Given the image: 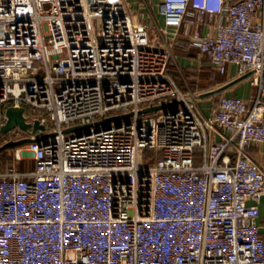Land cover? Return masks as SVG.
<instances>
[{"label": "built area", "instance_id": "2783aa9c", "mask_svg": "<svg viewBox=\"0 0 264 264\" xmlns=\"http://www.w3.org/2000/svg\"><path fill=\"white\" fill-rule=\"evenodd\" d=\"M158 13L0 0V145L44 134L24 144L31 169L0 172V264H264V170L246 152L264 141V0H160ZM181 44L218 73L253 71V98L221 94L205 114L169 68ZM9 105L45 130L6 137ZM218 129L230 135L212 141Z\"/></svg>", "mask_w": 264, "mask_h": 264}, {"label": "crops", "instance_id": "0c3cea01", "mask_svg": "<svg viewBox=\"0 0 264 264\" xmlns=\"http://www.w3.org/2000/svg\"><path fill=\"white\" fill-rule=\"evenodd\" d=\"M133 15V17L139 22H148L153 24L155 20L162 21L160 14L158 13V3L160 0H123ZM180 41L185 42L186 37L183 35L179 36ZM173 53L175 57V61H173L175 65V72L177 74L187 73L189 71L199 70L200 65V54L197 48L190 47L186 44L181 45H173ZM184 71V72H183ZM221 74V73H220ZM222 77L219 81H215L214 88L227 83L238 76L231 66H229L228 71L224 74H221ZM181 86V85H180ZM183 87V86H181ZM212 87V88H213ZM213 88V89H214ZM212 90L211 88H209ZM209 89H200L198 92L200 94V106L203 112L207 115H210L217 104L218 98L221 94H236L251 100L254 94L257 91V88L251 84L249 78L242 79L237 83L233 84L231 87L227 88L223 92L205 95L201 94L205 91H209ZM209 138L212 141H217L222 139L224 136H229L230 132L223 129H218L217 131H209ZM246 152L249 156H251L264 170V141L262 142H252L250 145L246 147ZM227 153L234 159L235 146L232 144L229 146ZM260 213L258 216V223L260 225L261 233H264V197L261 199L259 203Z\"/></svg>", "mask_w": 264, "mask_h": 264}, {"label": "water", "instance_id": "95a60500", "mask_svg": "<svg viewBox=\"0 0 264 264\" xmlns=\"http://www.w3.org/2000/svg\"><path fill=\"white\" fill-rule=\"evenodd\" d=\"M252 72L253 71H249L243 75H240L237 78H235V79H233L227 83H224V84H222V85H220V86H218L212 90H209V91L202 93L201 95L205 96V95H212V94H217V93L223 92L224 90L231 87L233 84L237 83L238 81L249 77L252 74ZM177 102H178V100H173V101L166 102L163 104L152 105V106L145 107V108L141 109L140 112H142V113L150 112V111L156 110V109L161 108V107H166L170 104H175ZM25 110H26L25 106H22V105L21 106H16V105L7 106L5 109L7 120H6L5 124L3 125L2 131L4 133H7L15 127H19L23 130H26L27 132H37L38 130H45L46 125L43 123H40V120L38 118H33L32 121H29L27 115L25 114ZM130 115H131V112L106 116V117H103L101 119L96 120L94 123L76 124V125L66 127V128H64V132L79 131V130L85 129V128L93 125V124H105L109 121L128 117ZM43 135L44 134H41V135H38L35 137L27 136V137L17 139V140H9V141L3 143L2 145H0V150L5 149L7 147H15V146L24 145L25 143L30 142V141L39 140L43 137Z\"/></svg>", "mask_w": 264, "mask_h": 264}, {"label": "rangeland", "instance_id": "374dc122", "mask_svg": "<svg viewBox=\"0 0 264 264\" xmlns=\"http://www.w3.org/2000/svg\"><path fill=\"white\" fill-rule=\"evenodd\" d=\"M93 24H94L95 31H97V29H98L97 19L94 20ZM13 52H14V50H7L3 53V55L9 56ZM17 56L22 57L23 54L18 53ZM20 58L16 57L17 62H18V59H20ZM199 59H200L199 70H195V71L193 70V71H189L187 73H185L183 71L184 73H182V74L173 73L175 75L178 83L181 86H183L184 89L188 88V89L197 90V91H199L200 89H209V88L213 89L214 88L213 85H215V81H217L218 79H220L222 77V75L220 73L215 71L207 63L205 57L200 55ZM172 63H174V62L172 61L171 64ZM201 70H205V71H208L210 73L213 72L215 74L208 81L203 82V83H206L207 87H206V85L204 87H202L203 85H200L201 84V77L200 76L203 73ZM5 136L7 137L10 135H9V133H6ZM146 151H147L146 153H149V150H146ZM17 154H19L21 157L18 158ZM27 161H31V157H30V153L24 148V145L15 146V147H7L5 149H2V151H0V172H4L6 170H10L13 168L19 169V166L21 164H23V162L26 163Z\"/></svg>", "mask_w": 264, "mask_h": 264}, {"label": "trees", "instance_id": "16d2710c", "mask_svg": "<svg viewBox=\"0 0 264 264\" xmlns=\"http://www.w3.org/2000/svg\"><path fill=\"white\" fill-rule=\"evenodd\" d=\"M169 68L171 69V71L173 72V73H175L176 74V72H175V65L172 63V64H170V66H169ZM202 72V75L200 76L201 77V84L200 85H203L202 87H204L205 85H206V83H203L204 81L206 82V81H208L210 78H212L213 77V75H215L213 72L212 73H210V72H208V71H205V70H201ZM200 72V71H199ZM200 74V73H199ZM204 79V80H203ZM207 79V80H206ZM217 81H219V79L217 80ZM206 87H207V85H206ZM208 91V90H207ZM206 92V91H205ZM204 93V92H203ZM146 150H149V149H146ZM145 150V153L147 152ZM0 151H2V150H0ZM149 153H150V150H149ZM147 154V153H146ZM199 160V159H198ZM33 167V161L31 160V161H27L26 163H24L23 162V164H21L20 166H19V169H17V170H20V171H25V170H29V169H31Z\"/></svg>", "mask_w": 264, "mask_h": 264}]
</instances>
